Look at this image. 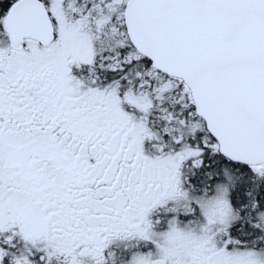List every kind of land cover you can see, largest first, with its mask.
Returning a JSON list of instances; mask_svg holds the SVG:
<instances>
[{"label":"snow or ice","instance_id":"obj_1","mask_svg":"<svg viewBox=\"0 0 264 264\" xmlns=\"http://www.w3.org/2000/svg\"><path fill=\"white\" fill-rule=\"evenodd\" d=\"M0 264H264V0H0Z\"/></svg>","mask_w":264,"mask_h":264}]
</instances>
